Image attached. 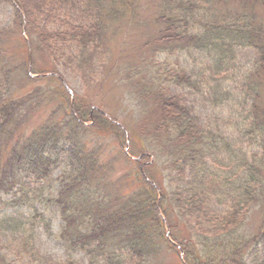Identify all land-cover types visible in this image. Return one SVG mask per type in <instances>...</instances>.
<instances>
[{
	"label": "trees",
	"instance_id": "1",
	"mask_svg": "<svg viewBox=\"0 0 264 264\" xmlns=\"http://www.w3.org/2000/svg\"><path fill=\"white\" fill-rule=\"evenodd\" d=\"M231 1L244 9L226 10ZM6 2L13 20L0 30V200L11 194L4 203L14 210L0 213V232L19 242L17 264H75L69 245L86 264H151L166 245L186 264H264V25L253 12L264 0H166L162 36L146 44L153 56L134 63L111 56L105 26L115 0L108 9L107 0ZM15 26L25 27L31 65L30 51L24 60L7 54ZM166 46L169 54L191 48L201 67H165L154 54ZM37 54L49 68L37 71ZM62 70L82 84L73 106ZM112 74L140 101L133 127L98 97ZM184 90L219 108L217 123ZM100 135L119 151L128 136L146 149L140 160L118 153L127 164L115 171L113 145ZM57 170L58 193L44 198L59 209L56 237L66 248L54 259L37 242L40 228L51 230L37 204ZM251 219H259L255 231Z\"/></svg>",
	"mask_w": 264,
	"mask_h": 264
},
{
	"label": "rangeland",
	"instance_id": "2",
	"mask_svg": "<svg viewBox=\"0 0 264 264\" xmlns=\"http://www.w3.org/2000/svg\"><path fill=\"white\" fill-rule=\"evenodd\" d=\"M111 1L112 0H107L106 9H108L109 2ZM115 2L116 6L112 9L116 11V15L111 16L107 21V27L105 26V29H107L106 32H108L107 36L108 43L110 45L109 48L112 50L111 56L113 58L121 57L132 63L147 56H153V54L149 52L150 48L146 44L147 42H153L155 39H158L159 36H162L161 32L165 26L164 22L160 21V17L163 11H165V5H167L166 0H115ZM224 5L228 6L225 8L226 10L231 8L233 10L241 11L244 9L238 1H231L230 4ZM253 12L256 14L259 22L264 25V3L256 5V7L253 9ZM11 17L12 8L5 0H0V30L9 27L12 24ZM23 33L24 31L22 27L20 28L15 26L14 31H12V33L5 38L6 40L4 44L7 48L8 55L15 58V56L19 54L21 59L24 60V53H29V49ZM182 48H186V46ZM168 50V46L165 48L160 47L159 50H157V52L154 54L156 60L165 61V64H163L165 67H175V65L184 66L186 69H196L201 67L202 61L200 54L196 53L191 48H189L187 52L178 50L174 51L172 54L165 52ZM37 67V71H40L41 69L49 68L50 65L45 57L37 54ZM62 74L64 75L69 88L73 90V93L74 91H77L80 94L79 91L82 88L80 79L75 74L64 72L63 70ZM43 75V77L49 76L48 73ZM95 88V85H92L89 89L94 90ZM128 91L129 89L121 82V74L117 77H115V74H112V78L110 77V80L108 77L105 78L103 90L98 94V97L104 106L108 108L106 111L112 117L122 121L126 126L133 127L134 123L138 121L137 108L139 107V103L137 102L140 101H138V98H136L134 94H131L130 96ZM172 91L179 90L173 86ZM88 93H90V91H88L87 94ZM72 94L69 95L71 101ZM183 94L186 101L195 105L196 111L202 113V117L204 119H208L210 117L213 122L218 120L217 117L219 108L212 109L211 107H208L207 104H204L201 100L191 95L188 90H184ZM87 96L89 97L90 95L88 94ZM94 104L97 105L96 103ZM140 104L142 106H146V104ZM33 126H35V122L30 123L27 128L31 129ZM100 136L105 141L111 142L113 145L112 150H107V155L109 158H113V164H115L116 169L115 171H122L123 163L127 164L124 160L120 159V155H118V153H125L127 149L130 154L128 155L129 158H134L138 157L139 155L138 149H146V147L140 146L137 142L131 143L129 137L128 148H126V146L123 147V149L120 148V150L123 151L121 152L117 150L118 146L117 144H114V139L103 135ZM91 142L96 144L97 140L95 138H91ZM131 150H133V152ZM101 159L106 160V155L101 154ZM149 160H146V163L149 162ZM58 173V170L55 171L53 181L50 182L51 184L48 185V187L44 189V187L41 186L43 188L39 194L41 195V198H43L37 204L40 206L39 213L45 217V220H43L44 225L47 226L48 224L51 226L49 233L43 228L39 229L40 235H37V242L38 245H40L41 250L45 252V254L51 255V257L54 259H59L61 256H63V251L66 248L65 242L63 240L57 239L56 237V233L58 232L59 225L61 223L59 218V209L55 206V203L51 202L50 199L44 198L47 197V195L50 197L57 195L60 185V181L57 179ZM1 196L4 200L11 199V194L9 193H1ZM4 200H0V213L2 214L9 213L14 210L13 207L6 205ZM18 208L19 207H15V209ZM250 225L251 230L255 231L258 228L259 219H251ZM250 225L248 227H250ZM18 245L19 242L17 240H8L7 237H5L2 232H0V264H7L6 261H11L14 262V264H17L20 261L16 254L19 249ZM76 248L77 247L74 245H69L68 248L69 253L72 254V259H74L76 262L75 264H86L87 262L82 255L81 249ZM165 248V253L156 255L157 259L151 264H186L183 262L182 256L178 250L169 248L167 245Z\"/></svg>",
	"mask_w": 264,
	"mask_h": 264
},
{
	"label": "bare ground",
	"instance_id": "3",
	"mask_svg": "<svg viewBox=\"0 0 264 264\" xmlns=\"http://www.w3.org/2000/svg\"><path fill=\"white\" fill-rule=\"evenodd\" d=\"M169 233V231L167 232V234Z\"/></svg>",
	"mask_w": 264,
	"mask_h": 264
}]
</instances>
